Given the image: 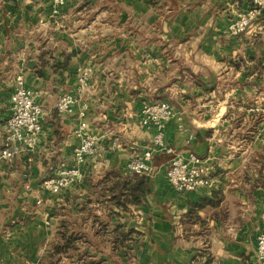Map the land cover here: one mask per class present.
Masks as SVG:
<instances>
[{"label":"crops","instance_id":"crops-1","mask_svg":"<svg viewBox=\"0 0 264 264\" xmlns=\"http://www.w3.org/2000/svg\"><path fill=\"white\" fill-rule=\"evenodd\" d=\"M250 5L0 0V154L19 74L42 107L35 146L15 143L13 158L0 155V264H258L264 13L240 34L228 30ZM62 93L73 103L58 114ZM158 100L173 107L165 141L197 155L210 182L176 190L165 176L169 155L155 152L151 174L139 175L141 201L122 205L123 180H132L126 164L154 133L141 110ZM81 120L95 153L80 182L52 193L42 181L74 164ZM66 239L74 249L54 252Z\"/></svg>","mask_w":264,"mask_h":264},{"label":"built area","instance_id":"built-area-1","mask_svg":"<svg viewBox=\"0 0 264 264\" xmlns=\"http://www.w3.org/2000/svg\"><path fill=\"white\" fill-rule=\"evenodd\" d=\"M263 13L264 0H251L248 9L237 12L228 30L234 35L240 34L257 21ZM86 78V72H83L78 79L80 88L85 85ZM72 103V96L69 93H62L55 104L57 113L70 112ZM255 109L259 110V108ZM80 115L82 116L83 113ZM172 115L173 107L165 100L151 102L142 108L141 123L154 128L151 146L131 158L126 164V169L130 173L149 175L152 172L151 159L155 152H162L169 155L165 176L171 187L179 191H190L205 186L210 179L200 164V158L193 153H189L187 157L182 156L164 139L166 122ZM41 116V105L35 101L33 91L25 85L23 76L19 74L11 93L10 114L6 120V136L0 154L3 158H13L15 143L26 148L35 146L42 132ZM261 122L264 125V113L261 116ZM84 130L85 122L81 120L78 127L74 129V133L80 138L79 144L73 149L74 164L58 168L52 176L45 178L42 181L44 189L59 193L64 188L82 180L81 165L86 157L94 154L96 150L95 139ZM255 242L257 262L264 264V228L257 232Z\"/></svg>","mask_w":264,"mask_h":264},{"label":"trees","instance_id":"trees-1","mask_svg":"<svg viewBox=\"0 0 264 264\" xmlns=\"http://www.w3.org/2000/svg\"><path fill=\"white\" fill-rule=\"evenodd\" d=\"M146 191L147 182L145 177L132 173V180H123V193L121 194L123 196L121 199L122 205H124V202L128 201L129 198L131 202L139 203ZM63 236H65L64 233ZM123 236L125 237L124 234ZM71 247L74 249V246L69 243V240L66 239L63 243L54 246V252H65L67 248ZM47 264H55V262Z\"/></svg>","mask_w":264,"mask_h":264},{"label":"rangeland","instance_id":"rangeland-1","mask_svg":"<svg viewBox=\"0 0 264 264\" xmlns=\"http://www.w3.org/2000/svg\"><path fill=\"white\" fill-rule=\"evenodd\" d=\"M235 16H236V15H235ZM232 20H233V18H232ZM232 20H231V21H232ZM231 21L229 22V24L231 23ZM229 24H228V26H229ZM124 247H126V248H127V246H124ZM74 251H75V250H74Z\"/></svg>","mask_w":264,"mask_h":264}]
</instances>
